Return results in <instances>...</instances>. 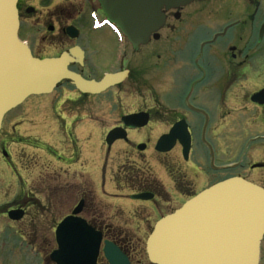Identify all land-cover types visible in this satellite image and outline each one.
Wrapping results in <instances>:
<instances>
[{
	"label": "flooded vegetation",
	"instance_id": "flooded-vegetation-1",
	"mask_svg": "<svg viewBox=\"0 0 264 264\" xmlns=\"http://www.w3.org/2000/svg\"><path fill=\"white\" fill-rule=\"evenodd\" d=\"M18 10L19 36L34 56L68 52L69 68L88 80L126 72L121 81L99 93L83 92L69 79L53 91H59L50 102L54 123L60 117L70 128H78L86 116L90 118L87 111L93 115L96 107L102 117L114 120L102 125L96 114L99 124L94 128H103L100 160L94 158L90 164L77 140L61 152L27 132L19 133L22 140L29 137L44 144L35 147L45 148L61 164L52 176L57 185L63 165L68 166L66 176L80 180L70 185L77 191V202L62 220L73 215L101 230L103 241L119 247L128 264H155L146 243L166 215L228 178L241 177L264 188V0L193 1L167 10L162 27L138 47L107 20L99 0H19ZM44 95L37 96L51 94ZM235 99L242 104L241 127L233 123L240 111L233 107ZM228 101L229 107L222 108ZM60 103L61 115L56 109ZM68 111L73 112L72 120L65 114ZM131 115L136 117L126 122L124 118ZM218 115L231 118L225 126L226 142L219 137ZM16 118L7 128L2 151L3 162L10 167L14 162L10 145L17 142L14 133L20 123ZM181 121L188 128L189 148L177 139L172 148L158 149L159 139ZM117 128L124 129V137L108 142L109 133ZM98 170L102 194L91 183ZM111 183L115 189L108 190ZM16 193L0 206V216L22 223L34 204L24 186ZM113 199L126 203L114 205ZM80 203L82 210L74 215ZM13 210L24 211L23 218L12 219ZM102 258L100 254L97 264H103ZM260 264H264V237Z\"/></svg>",
	"mask_w": 264,
	"mask_h": 264
},
{
	"label": "water",
	"instance_id": "water-1",
	"mask_svg": "<svg viewBox=\"0 0 264 264\" xmlns=\"http://www.w3.org/2000/svg\"><path fill=\"white\" fill-rule=\"evenodd\" d=\"M19 0H0V129L5 115L31 95L51 93L65 79L83 92L99 93L121 81L126 72L88 80L72 71L68 52L38 58L19 37ZM109 21L117 24L138 47L164 24V9L179 8L195 0H99ZM136 115L124 118L126 122ZM112 130L111 142L124 137ZM186 138L183 139V135ZM180 139L187 148L190 135L185 121L175 124L158 142L167 150ZM82 203L74 215L82 210ZM11 211L13 219L23 212ZM59 248L51 254L57 264H97L103 240L101 231L84 219L68 216L58 226ZM264 235V188L234 177L205 189L181 208L161 219L147 240L149 258L156 264H259ZM110 264H128L127 256L106 240L103 249Z\"/></svg>",
	"mask_w": 264,
	"mask_h": 264
},
{
	"label": "rangeland",
	"instance_id": "rangeland-1",
	"mask_svg": "<svg viewBox=\"0 0 264 264\" xmlns=\"http://www.w3.org/2000/svg\"><path fill=\"white\" fill-rule=\"evenodd\" d=\"M119 44L124 42L118 36ZM109 44V42H108ZM50 96L45 98L42 96H31L34 100L26 101L24 104L12 109L7 113L6 119L3 120L2 129L0 130V206L6 203L8 199H12L16 191L21 190L24 186L26 194L30 195L31 203L34 206H29L28 215L22 223L12 222L7 218L0 216V264H56L50 258L54 249L57 248L55 230L62 218L70 212L75 202H77V191L71 189L70 185L79 183L80 180L76 177L74 179L65 175L68 166L63 165L64 169L61 172L62 176L57 185L52 176L54 167L60 169L61 164L56 162L51 154L45 148L37 149L35 146H44L36 140L29 137L27 141L22 140L19 133H28V136L37 137L42 142L51 144L52 150H59L66 152V146L70 141L77 140V145L86 150V157L93 163L94 158L100 160V142L103 128H94V125L99 124V117L104 122L101 124H108L114 122L110 117H102L100 107L92 108L94 114L91 115L88 110L86 115L90 118L83 120V123L78 128H70L69 124L60 121L53 122L51 116V100L55 98L59 91L50 93ZM45 96V95H43ZM39 97V98H38ZM136 102V97H134ZM221 104V107L226 109L231 103ZM136 104V103H134ZM234 108L240 111L235 113L233 123L241 127L243 125V118L241 116L242 104L235 99ZM59 115H61V103L56 105ZM69 109V107H68ZM73 112H66L68 119ZM17 117L19 128L14 134L17 136V142L10 145L14 162L12 166H8L3 162L2 151L4 147L5 137L9 124L13 122L11 119ZM46 117V118H45ZM219 129V137L226 142L228 140V128L231 118L216 117ZM57 124H62V128H58ZM222 124H224L222 126ZM22 135V134H21ZM19 136V137H18ZM242 136H239L241 141ZM30 140V141H28ZM68 143V144H67ZM67 144V145H66ZM226 146V144H224ZM8 146V145H7ZM55 146V148H53ZM49 147V145L47 146ZM223 148V146H220ZM225 150V149H224ZM71 172H75L70 168ZM10 173L21 174L22 177L10 176ZM8 174V175H6ZM8 176V177H7ZM16 180H14V179ZM55 179V177H54ZM102 177L100 170L95 172L91 183L95 185V192L102 194L100 189ZM92 185V188L94 187ZM112 187H107L108 190L115 189V184L111 183ZM100 189V190H99ZM57 191V193H56ZM17 194V193H16ZM32 197V198H31ZM114 205L125 204L124 201L113 199ZM144 247V244H142ZM103 261V260H102ZM104 264V262H103Z\"/></svg>",
	"mask_w": 264,
	"mask_h": 264
}]
</instances>
